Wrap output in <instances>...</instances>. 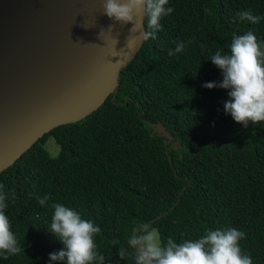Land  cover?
Listing matches in <instances>:
<instances>
[{
    "label": "trees",
    "instance_id": "1",
    "mask_svg": "<svg viewBox=\"0 0 264 264\" xmlns=\"http://www.w3.org/2000/svg\"><path fill=\"white\" fill-rule=\"evenodd\" d=\"M168 6L174 11L122 70L117 92L82 120L46 133L0 173L6 215L24 247L8 259L0 255V264H48L49 253L64 247L48 230L54 203L101 228L96 243L105 264H133L117 252L141 226L165 243L236 228L246 234L242 251L264 264V122H235L224 112L228 90L202 87L222 80L210 57L230 53L235 35L251 30L264 41V19L237 17L249 9L264 17V0ZM176 42L185 50L168 55ZM50 138L60 147L56 156L46 147ZM45 195L41 206L36 197Z\"/></svg>",
    "mask_w": 264,
    "mask_h": 264
},
{
    "label": "water",
    "instance_id": "2",
    "mask_svg": "<svg viewBox=\"0 0 264 264\" xmlns=\"http://www.w3.org/2000/svg\"><path fill=\"white\" fill-rule=\"evenodd\" d=\"M132 27L109 18L103 0H0V173L118 91L144 44L127 47Z\"/></svg>",
    "mask_w": 264,
    "mask_h": 264
},
{
    "label": "clouds",
    "instance_id": "3",
    "mask_svg": "<svg viewBox=\"0 0 264 264\" xmlns=\"http://www.w3.org/2000/svg\"><path fill=\"white\" fill-rule=\"evenodd\" d=\"M168 4L169 0H103V12L121 24L133 25L130 32L134 35L127 42L129 47L133 40L156 38L157 31L162 30L161 19L174 11ZM237 17L252 24L264 19L254 15L251 9L238 12ZM229 47L230 53L216 51L210 57L221 70L222 80L205 82L202 87L228 90L229 99L223 101L224 112L235 122L244 127L264 122V41H259L249 30L235 35ZM184 50L185 43L176 42L175 49H170L168 55ZM12 195L14 198V193ZM36 199L44 206L49 196ZM7 200L8 194L0 184V255L4 259L24 251L6 215ZM51 207L54 211L48 230L64 247L49 253L48 264H105V256L98 252L96 243L101 228L83 219L74 208L62 203H54ZM245 235L236 228L205 230L197 239L177 243L170 237L165 243L157 230L141 226L129 236L127 247L119 248L117 254L123 260L131 256L133 264H253L239 243Z\"/></svg>",
    "mask_w": 264,
    "mask_h": 264
},
{
    "label": "rangeland",
    "instance_id": "4",
    "mask_svg": "<svg viewBox=\"0 0 264 264\" xmlns=\"http://www.w3.org/2000/svg\"><path fill=\"white\" fill-rule=\"evenodd\" d=\"M46 147L49 151V153L53 156H56L59 151H60V147L59 145L55 142L54 138H50L46 144ZM156 230V229H155Z\"/></svg>",
    "mask_w": 264,
    "mask_h": 264
}]
</instances>
